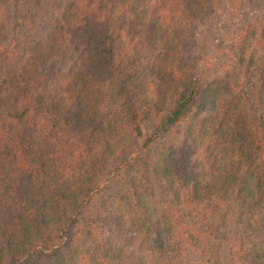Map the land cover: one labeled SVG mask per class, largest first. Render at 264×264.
<instances>
[{
    "label": "trees",
    "instance_id": "obj_1",
    "mask_svg": "<svg viewBox=\"0 0 264 264\" xmlns=\"http://www.w3.org/2000/svg\"><path fill=\"white\" fill-rule=\"evenodd\" d=\"M227 1L0 0V264L76 242L84 264H139L95 222L107 189L153 264H264V120L237 42L194 44Z\"/></svg>",
    "mask_w": 264,
    "mask_h": 264
},
{
    "label": "rangeland",
    "instance_id": "obj_2",
    "mask_svg": "<svg viewBox=\"0 0 264 264\" xmlns=\"http://www.w3.org/2000/svg\"><path fill=\"white\" fill-rule=\"evenodd\" d=\"M194 34L197 52L201 47L200 44L204 41L203 37H207L209 49H212L211 54L207 51L209 55H216V49L232 47V42H237L229 53L232 54L233 61L234 59L237 61L236 69L244 90L257 99L256 104L253 103L254 110L260 112L264 120V0H229L218 10H215L209 19H201ZM13 37L12 31L0 32V46L5 47ZM219 60L217 65L224 61H231L230 58L226 60L224 56H221ZM54 66L60 69L58 61H49L45 65V70L51 72ZM252 97L249 98L251 102H253ZM152 126V123L144 119L142 122L143 133L149 134ZM178 132V130H174L172 137L178 139ZM112 197H114V192L107 189L97 197L91 208L94 210V216L99 215L95 222L100 228L103 240L109 242L107 244H111L112 248L123 247L125 249L124 257L130 258L136 263L153 264L152 258L146 251L147 247L140 243L139 238L130 231V227L119 224L115 220L110 206ZM5 243V236L0 228V257L6 258L8 253L5 250ZM74 246L75 248L72 246L65 252L66 260L63 261V264H84L86 262L85 258L84 260L77 259V242ZM88 250L87 253L93 259L96 254L99 255L93 245Z\"/></svg>",
    "mask_w": 264,
    "mask_h": 264
}]
</instances>
